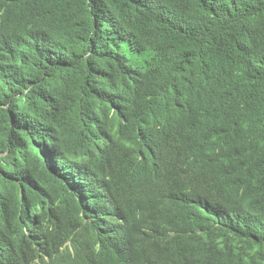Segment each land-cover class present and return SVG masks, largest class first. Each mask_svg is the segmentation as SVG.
I'll list each match as a JSON object with an SVG mask.
<instances>
[{
	"label": "trees",
	"instance_id": "16d2710c",
	"mask_svg": "<svg viewBox=\"0 0 264 264\" xmlns=\"http://www.w3.org/2000/svg\"><path fill=\"white\" fill-rule=\"evenodd\" d=\"M0 264H264V0H0Z\"/></svg>",
	"mask_w": 264,
	"mask_h": 264
},
{
	"label": "clouds",
	"instance_id": "9594fccd",
	"mask_svg": "<svg viewBox=\"0 0 264 264\" xmlns=\"http://www.w3.org/2000/svg\"><path fill=\"white\" fill-rule=\"evenodd\" d=\"M105 182H110L109 180L105 179V178H102ZM81 192V191H80ZM84 193L87 192V189L85 188ZM80 199V195L78 197ZM106 200L108 199H105V198H102V197H99V196H96L94 197L91 202H94L96 205H99L100 203H103V202H106Z\"/></svg>",
	"mask_w": 264,
	"mask_h": 264
},
{
	"label": "bare ground",
	"instance_id": "6f19581e",
	"mask_svg": "<svg viewBox=\"0 0 264 264\" xmlns=\"http://www.w3.org/2000/svg\"><path fill=\"white\" fill-rule=\"evenodd\" d=\"M56 60V59H55Z\"/></svg>",
	"mask_w": 264,
	"mask_h": 264
}]
</instances>
